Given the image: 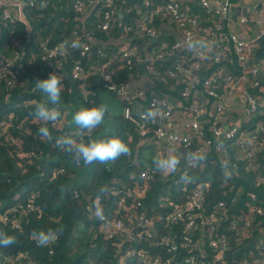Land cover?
<instances>
[{
  "label": "built area",
  "instance_id": "obj_1",
  "mask_svg": "<svg viewBox=\"0 0 264 264\" xmlns=\"http://www.w3.org/2000/svg\"><path fill=\"white\" fill-rule=\"evenodd\" d=\"M245 1L199 0V4L206 9L208 14L218 17L216 33L202 29L199 20L192 17L189 7L185 6L186 0L183 3L178 0H171V2L143 0L142 5L134 3L127 8V13L134 12L139 16L137 26L135 29L125 27L121 32L116 58L123 63L122 67H129V69H132L136 64L145 66L144 77L136 79L139 81L149 80L151 87L149 89L139 87L130 92L129 84L115 80L114 71L110 68L111 60L95 71L102 76L104 91L124 103L125 111L122 118L134 127V131L138 135L139 144L135 153H138L141 147L152 146L156 150L154 153L156 157L167 158L174 155L180 161L175 171H160L156 167L140 168L139 173L131 174L128 183L116 184L110 188L111 195L118 198L115 211L118 217H110L104 213H100L98 217L101 221V230L107 239L116 237L122 239L119 245L120 264H126L129 260H135L137 264H264L263 234H259L256 238V240L263 241L262 244L258 243L254 247L257 253L251 252L246 257L228 261L229 240L227 232L223 230L224 225L230 223L229 230L233 232L237 245L250 242L253 238L251 232L254 223L253 213L261 216L262 210L250 207L247 216L231 220L233 215L230 213L229 202L226 200L231 192L224 191L223 198L209 209L207 191L211 184L209 182L200 183L192 178L195 170L206 165L208 156L212 152L219 155L224 163L229 162L231 157L228 148L225 149V145L235 140L242 152L237 154V158L240 159L243 156L247 159L245 170L251 171L258 167L253 153L258 151L259 145L264 146V138H259V133H264V125L259 124L257 129L252 131L241 130L242 125L262 108L258 101L260 95L254 96L250 93V89L262 90L258 78L259 68L250 67L247 64V58L252 53L254 45L252 41L237 39L225 31L237 16L246 23L249 22ZM42 4L44 7L46 6L45 2ZM125 4V0H74L73 8L76 13L89 15V12L96 6L101 7L103 22L98 27L101 31L109 33L116 26L118 10ZM26 6L35 7L36 0H28L26 5L23 0H0V24L14 26L18 21L25 22L24 16H21L20 8L24 12ZM158 19L159 23L156 22ZM160 24L162 25L159 26ZM163 25L177 33V35L173 34L177 41L172 47L161 42ZM129 32H133L134 38H138L140 35L146 36V44L143 47L139 45L133 47L131 44L134 38L129 37ZM80 33H83L87 39V42L80 47L81 56L85 58L90 55L95 39L85 31H75L72 40L66 43L52 45L48 40H45L42 43V60L49 61L58 56L66 57L67 50L74 47V42L81 38ZM200 37L205 39L200 41L198 40ZM155 39H159L156 44L152 42ZM214 45L215 49L212 51ZM229 48L231 49L229 50ZM183 49H192L197 61L191 69H186L182 62H178L174 70L168 72L170 77L182 79L185 84L181 100L173 101L172 97L162 96L157 92L156 82L166 81L165 78H159L161 72L157 68V64L165 59L175 57L176 51ZM227 49L229 52H233L237 59L240 68L237 75L227 68L230 59V53L228 55L225 53ZM211 53L213 54V65L218 66L219 73L213 74L201 83L200 78L193 74L192 69H199L202 62ZM20 59V54L17 52H14L12 59L0 57V79L5 81L7 87L17 81L15 69L16 63ZM88 73L89 70L85 68L82 61L75 63L71 73L72 80L80 82V93L86 103H89L97 93L82 81ZM222 77L223 90L218 91L215 84L219 83ZM199 83L202 85V90L197 89ZM243 85L247 90L243 93L246 102V121L240 123L236 115L228 109L226 99L233 90ZM150 91L154 95L148 99L147 95ZM200 92L209 100L205 107H199L194 103V96ZM59 110L61 120L54 126L50 125L64 129V111L61 108ZM149 111L155 115L145 118ZM180 118L188 121L186 130L177 127ZM222 119H228L227 127L222 123ZM14 121H16L14 114H9L0 121V136L15 126L16 122ZM18 127L21 128L22 125H18ZM74 132L81 139L91 136L90 133L81 129L74 130ZM46 140L41 138V141ZM190 154L191 159L189 158ZM233 167L237 168L235 164ZM65 171V168L60 166L55 169L53 177L58 178ZM224 172L226 175L228 174L226 168H224ZM158 180L167 184L169 188H177L179 192L172 196L163 195L161 197L159 206L164 213L160 214L156 221L142 209L151 184ZM30 196L26 206H21L20 209L16 208L14 212L23 216L30 213H41L40 207L35 203L39 193H32ZM251 198L253 202L257 201L255 195H252ZM235 201L234 198L232 203ZM100 203V200L97 199L95 207H99ZM88 210L97 216L93 205L89 206ZM0 219L6 221L7 216L2 214ZM25 221V219L17 217L14 219L13 227L22 229ZM156 222L162 223L163 226L157 227ZM57 240L58 238L47 246H51ZM128 241L135 243L145 241L147 246L126 249L125 244ZM154 248L157 249L156 254L153 253ZM0 258L1 264H26L21 260L22 256Z\"/></svg>",
  "mask_w": 264,
  "mask_h": 264
},
{
  "label": "trees",
  "instance_id": "obj_2",
  "mask_svg": "<svg viewBox=\"0 0 264 264\" xmlns=\"http://www.w3.org/2000/svg\"><path fill=\"white\" fill-rule=\"evenodd\" d=\"M23 1L26 5L28 0ZM125 1L126 4L118 10L122 16L116 15V26L109 33L101 31L98 27L103 22L101 7L96 6L89 15L76 13L73 8L74 0H36L35 7H24L31 26L30 32L24 21H18L14 26L0 24V57L12 59L14 52H17L21 58L16 63L17 81L7 87L5 81L0 79V121L9 114H14L16 119L15 126L0 136V216L2 214L7 216L6 221L0 219V232L16 238L14 244L8 247L0 246V257L22 256L21 260L26 264H120L119 245L122 239L119 237L107 239L101 230L98 215L104 213L110 217H118L115 214L118 198L111 195L110 188L116 184L128 183L131 174L139 173L140 168H155L153 161L156 158L154 154L156 150L152 146H144L139 149L138 153H135L139 141L134 127L124 118H112L117 136L108 138L120 139L122 136L120 128H122L125 134L123 142L128 145L131 154L122 155L114 161H108L107 164L99 163L90 174L85 176L81 189L75 187L67 189V203H65L60 194V188L74 174L67 166L54 162H45L42 167L39 159L60 157L69 160L76 168L88 166L82 159L77 160L74 151L55 147V140L59 137L70 136L76 140L77 145L87 144L99 127L91 131L81 129L91 134L81 139L75 135L74 131L55 128L48 124L46 126L51 132L52 140L41 141L39 128L45 125L36 120V106L39 104H45L46 107L53 105L43 102L34 89L37 80L47 79L50 73H58L64 78L60 97L67 100L70 92L67 77L72 80V69L77 61H82L85 68L89 70L82 81L94 92L99 89L104 90L102 76L95 71L109 60H111L110 68L114 71L115 80L118 82L129 84L131 78L140 77L142 79L145 75V66L136 64L129 69V67H122L123 63L116 58L119 44L113 43L106 46L97 44L94 54L83 58L80 47L87 42L83 33H80L81 38L76 40L78 46L69 48L66 57L58 56L49 61H43L41 58L42 43L45 40L52 45L66 43L72 40L75 31L81 32L82 29H85L98 42L110 40L119 42L121 32L125 27L135 29L137 26L139 16L134 12L128 14L127 8L134 3L142 5L143 2V0ZM164 1L171 2V0ZM43 2L46 3L45 7ZM186 4L190 15L199 20L203 30L207 29L210 33H216L218 22L216 15L208 14L206 9L199 4V0H186ZM84 19L86 23L83 26L82 20ZM156 22L159 23V19ZM162 34V44L166 43L172 47L176 43L177 40L170 33L162 30ZM129 37L134 38L133 32H129ZM146 42L147 37L140 35L132 40L131 45L143 47ZM214 49L215 45L212 51ZM141 54L143 55V52ZM229 58L227 68L234 74H239L240 68L233 52L229 54ZM212 59L213 54L211 53L199 69H192L193 74L200 78L201 83L213 74L219 73L218 66L213 65ZM196 61L192 49H183L176 51L175 57L158 62L157 68L161 72L159 78H165L166 81L156 82L157 92L162 96L172 97L173 101L181 100V94L185 89L184 80L170 77L168 72L173 71L178 62H182L186 69H191ZM222 80L223 77L220 78L219 83L215 84L218 91L223 90ZM74 82L80 91V82ZM201 83L197 85L199 90H202ZM250 93L257 96L260 91L250 89ZM153 95L151 91L148 92V99ZM182 102L186 103L184 100ZM88 105L90 108L97 107V93ZM104 117L107 119L108 115ZM259 124L264 125V110H258L248 122L242 125L241 130H256ZM18 125L22 127L19 128ZM259 138H264V133H259ZM227 148L231 157L229 162L224 163L219 155L212 152L208 156L206 165L195 170L192 178L200 183L209 182L211 184L207 191L209 209L223 198L224 191L231 192L229 198L226 199L229 202L230 213L233 215L231 220L247 216L250 207L260 208L263 212L261 216L253 213L254 223L251 228L253 238L242 245L235 243V236L229 230L230 223L224 225L223 230L227 232L229 240L227 260L232 261L235 258L246 257L251 252L257 253L254 247L258 243H263L262 240H256V238L259 234L264 235V146L259 145L258 151L253 153L258 167L251 171L245 170L247 159L243 156L240 159L237 158V154L242 152L236 140L226 144L225 149ZM234 164L237 168L233 167ZM60 166H63L66 171L60 177L54 178L53 173ZM224 168L228 170L227 175ZM102 189L104 191H101ZM36 192L39 193V197L35 203L40 207L41 213H30L23 216L14 212L16 208L26 206L28 197ZM178 192L177 188H169L161 180L156 181L151 184L142 211L157 221V217L164 213L159 206L161 197L163 195L172 196ZM252 195L257 197L256 202H253ZM234 198L236 201L232 203ZM97 199L101 202L99 207H95ZM91 205L96 209L97 216L88 210ZM17 217L26 220L22 229L13 227L14 219ZM156 225L159 228L163 226L160 222H156ZM50 229L58 234V240L51 246H39L37 241L31 237L33 232H47ZM125 245L126 249L138 248L147 246V242L128 241ZM153 253H157L156 248ZM163 257L166 258L165 251ZM126 264H137V261L129 260Z\"/></svg>",
  "mask_w": 264,
  "mask_h": 264
},
{
  "label": "clouds",
  "instance_id": "obj_3",
  "mask_svg": "<svg viewBox=\"0 0 264 264\" xmlns=\"http://www.w3.org/2000/svg\"><path fill=\"white\" fill-rule=\"evenodd\" d=\"M74 47L78 46V42H74ZM63 77L58 73H50L47 79L37 80L35 82L36 90H39L43 96L47 98V103L53 105L48 108L45 104L36 106V118L43 122L45 126L39 128V133L42 139L52 140V135L49 128L46 126L52 124L53 126L61 120V112L57 105L60 101ZM107 105L101 104L99 107L80 108L72 115L68 125H75L76 128L91 131L101 125L104 121L105 111ZM155 115L152 111L146 113L145 118H151ZM55 147L66 150L74 151L77 160H83L86 165H91L93 162L107 163L114 161L122 155H130V148L119 138L108 139H92L89 143H79L72 137H59L55 140ZM189 158L192 156L190 154ZM202 159V157H201ZM154 164L157 170L160 171H175L179 158L170 155L167 158L157 156L154 158ZM101 191H104L103 189ZM31 237L37 241L39 246H47L53 243L57 238L56 231L48 230L47 232L41 231L39 233L33 232ZM16 238L0 232V246L8 247L15 243Z\"/></svg>",
  "mask_w": 264,
  "mask_h": 264
},
{
  "label": "crops",
  "instance_id": "obj_4",
  "mask_svg": "<svg viewBox=\"0 0 264 264\" xmlns=\"http://www.w3.org/2000/svg\"><path fill=\"white\" fill-rule=\"evenodd\" d=\"M185 6L187 7V4H185ZM245 10L248 12V16L250 19L249 22L246 23L243 19L237 16L235 17L233 23L229 25V27L227 28V33L237 39L253 42V45H254L253 51L247 58V64L250 67L259 68L258 78L261 82L262 90H259L261 94H259L260 97L258 98V101L260 103V108L262 107L261 110H264V65H263L264 59L260 60V64H257L256 57H255L257 50L260 48V45L257 42L258 38L263 36V33H264V0H246ZM92 12L93 10H91L89 13L92 14ZM20 13H22L23 15L21 14V16H24L25 18V23L28 26L27 29L31 28L29 20L25 13V9L23 12L22 8H20ZM86 19L82 20L83 26L86 23ZM162 28L163 30L171 33L172 35L173 34L177 35V33L173 29L165 25H163ZM82 31L86 32L85 29H82ZM202 39L204 40L205 38L204 37L198 38V40L200 41H202ZM99 43L100 45H103V46H106L107 44H113V43L119 44L118 41L116 43L115 40L99 42ZM230 49L231 48H229V50ZM229 50L227 49V51L225 52L227 55L231 53L229 52ZM227 72L230 73V71H227ZM260 72L263 73L262 76H260ZM139 87H144V88L149 89L151 87V82L149 80L139 81L136 78H131L129 85H128L129 91L130 92L134 91L136 90V88H139ZM246 91L247 90L245 89V86L243 85L242 87H239L236 90H233L228 96V98L226 99V105L228 109L231 110V112L234 115H236L240 123H244L246 121V118H245L246 102H245V95L243 94ZM195 97H196V100H195ZM194 103H196L199 107H205L209 103V100L204 96L203 93L200 92L196 96H194ZM222 123H224L225 126L227 127L229 123L228 119H222ZM187 124H188V121H186L184 118H180V120H178L177 127L180 128L181 130H186Z\"/></svg>",
  "mask_w": 264,
  "mask_h": 264
},
{
  "label": "water",
  "instance_id": "obj_5",
  "mask_svg": "<svg viewBox=\"0 0 264 264\" xmlns=\"http://www.w3.org/2000/svg\"><path fill=\"white\" fill-rule=\"evenodd\" d=\"M178 1H181L182 3L184 2V0H178ZM119 14L122 16L121 12ZM28 31L30 32V29ZM158 41L159 39H155L152 42L156 44L158 43ZM257 42L259 43L260 48L257 50L255 57H256L257 64H260V60L264 59V36L259 37ZM97 44H99V42L94 40V46L91 50L90 56H92L94 52L96 51ZM262 75L263 73L260 72V76ZM67 79L70 83V92H69L68 99L64 100L63 98L60 97V101L57 102L59 105L57 106L61 108L65 113L64 129L67 131H74V130H79V128H76L75 125H68V121L71 120L72 115L74 114L75 111L79 110L82 107L90 108V106L88 105V103H86L83 100L80 91H78L76 87V83L68 77ZM34 92L41 97L43 102H45L46 104H50V102L47 103L45 101L47 100V98L43 96V94L39 90H36L35 88ZM97 96H98L97 107H99L101 104L107 105L105 115H109L113 119L114 118L118 119V118L123 117L125 106L122 100H120L117 97L112 96L109 92L101 90V89L97 90ZM98 127H99V130L90 137L89 141H91L92 139H105L108 137L117 136V130L113 122L107 120L105 117H104V121H102L101 125ZM45 162H54V163L65 165L74 174L69 179H67L60 188V194L65 203H67L66 201L67 189L69 187H75L77 189H81L84 184L85 176L87 174H90L100 163V162H93V164L91 165H88L82 168H76L72 165V163L69 160H64L60 157H44V158L39 159V163L42 167ZM101 164H107V163H101Z\"/></svg>",
  "mask_w": 264,
  "mask_h": 264
},
{
  "label": "rangeland",
  "instance_id": "obj_6",
  "mask_svg": "<svg viewBox=\"0 0 264 264\" xmlns=\"http://www.w3.org/2000/svg\"><path fill=\"white\" fill-rule=\"evenodd\" d=\"M63 114L65 115V113L63 112ZM107 119L109 120V121H113V119L108 115V117H107ZM112 119V120H111ZM120 130H121V132H122V136H121V138H120V140H124L125 138V134L123 133V129L122 128H120ZM1 259V258H0ZM1 264V263H0Z\"/></svg>",
  "mask_w": 264,
  "mask_h": 264
},
{
  "label": "flooded vegetation",
  "instance_id": "obj_7",
  "mask_svg": "<svg viewBox=\"0 0 264 264\" xmlns=\"http://www.w3.org/2000/svg\"><path fill=\"white\" fill-rule=\"evenodd\" d=\"M106 116V115H105Z\"/></svg>",
  "mask_w": 264,
  "mask_h": 264
}]
</instances>
